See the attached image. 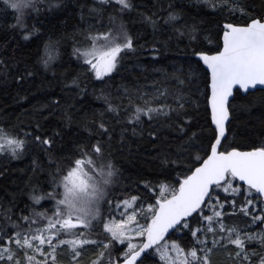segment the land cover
Returning <instances> with one entry per match:
<instances>
[{
	"label": "snow or ice",
	"instance_id": "snow-or-ice-1",
	"mask_svg": "<svg viewBox=\"0 0 264 264\" xmlns=\"http://www.w3.org/2000/svg\"><path fill=\"white\" fill-rule=\"evenodd\" d=\"M37 2L0 0V13L13 15L15 23L10 27L18 30L24 40L37 36L40 31L35 23L31 26L27 23L33 12L40 15ZM61 2L50 4L49 10L59 8ZM203 3L214 11H226L228 17L236 12L249 15V9L240 0H203ZM99 4H111L120 12L133 8L131 0H99ZM99 11L91 9V12ZM257 16L249 15V22L243 25L227 19L219 29L222 36L218 32L214 48L194 46L191 53L194 59L189 61L187 74L173 77L178 85L173 91L157 90L151 100L140 97L142 105H134L129 96L128 107L113 105L107 95L97 97L104 100L106 107L98 116L95 112L92 114L90 123L84 125L87 140L78 142L51 174V190L33 188L29 194L31 205L21 209L19 215L11 210L0 213V264H60L62 255L69 258V264H80L88 248L98 250L91 264H212L211 255L217 248L230 251L236 264H264V228L251 232L225 223V218L231 215L226 211L229 206L233 213L238 209L241 215L250 218L252 225H264V144L247 151L231 144L225 147L233 101L240 95H252L253 90L264 94V16ZM145 19L155 28V20ZM178 19L177 14L169 13L164 23L175 27ZM110 22L115 23V17H110ZM184 28L185 31L179 28L176 31L181 36L187 35L190 43L199 40L194 25L191 28L184 25ZM80 35L84 43L77 41L79 46L73 47L72 54L82 61V71L97 81L110 79L123 55L135 51L133 38L123 25L96 34L88 29ZM59 49V40L49 38L44 42L39 62L46 70L59 58ZM33 75V71L25 68L19 78L24 80ZM193 77L196 90L203 97L208 117L204 127L209 135L193 133L176 145L174 156L171 150L164 154L165 181L171 179V172H177V176L173 183L159 182L158 187L145 182L144 189L151 193L147 202L138 194L115 196L119 170L106 147L114 139L115 125L122 126V137L128 125H132V134L136 135L137 126L145 123L143 118L149 122L159 117L171 121L170 114L175 113L173 123L184 132L190 123L182 119L189 115L182 86ZM78 79H72L77 88L80 87ZM166 95L173 97L175 108L167 103L151 106L158 97ZM46 107L55 116L60 101L53 100ZM71 107L65 108L61 116L69 127L76 122V114L69 110ZM25 135H30L50 157L53 155L54 137ZM149 135L153 140L160 139L154 131ZM26 143L18 135L0 129V152L19 156ZM181 165L187 170L177 171ZM42 201H51V208L38 211L36 206ZM117 212L119 218H116ZM101 224L102 231H97ZM94 232L97 238H93ZM174 233H182L188 243L182 245L171 239ZM253 242L259 244V251L249 250L247 245ZM117 245L123 247L118 249Z\"/></svg>",
	"mask_w": 264,
	"mask_h": 264
},
{
	"label": "trees",
	"instance_id": "trees-1",
	"mask_svg": "<svg viewBox=\"0 0 264 264\" xmlns=\"http://www.w3.org/2000/svg\"><path fill=\"white\" fill-rule=\"evenodd\" d=\"M131 2V10L120 12L118 7L114 9L111 4L100 5L99 0H62L60 7L52 10H49V5L57 3V0H38L36 7L40 9V15L33 12L27 23L29 26L35 23L40 31L29 40L22 39L19 31L10 27L15 23L12 14L0 13V129L27 141L19 156L0 152V213L11 210L19 215L21 209L31 205L29 194L33 188L41 187L44 191L51 189V174L74 151L78 142L87 140L85 123H90L94 112L98 116L100 110L106 107L104 100L97 97L107 95L113 105L128 107L129 96L133 98L134 105H142L143 99L140 97L151 100L157 90L171 92L178 86L174 75L188 72L189 61L194 59L191 56L192 48L216 47L217 34L227 19L244 24L249 21V15L254 18H258L257 14L264 16V0H240L249 9V15L236 12L231 17L227 16L226 11H214L203 0ZM93 8L100 11L91 12ZM169 13L179 16L174 22L175 27L164 23ZM110 17H115V23L110 22ZM146 17L155 20V28L146 21ZM121 25L133 38L135 51L123 55L118 70L112 73L110 79L105 78L101 82L90 78L82 71V61L72 54L73 47L79 46L77 41L81 45L84 43L80 33L91 29L94 34L96 27L105 30L116 29ZM184 25L196 27L198 41L190 43L187 35L181 36L176 31L177 28L185 31ZM49 38L60 41V55L46 70L39 62V57L44 42ZM153 49L158 51L154 52ZM25 68L33 71L34 75L20 80L19 74ZM74 77L79 78V88L72 84ZM199 86L203 90V85ZM196 89L194 77L182 86V93L187 100L185 110L189 114L182 119H188L190 123V127L185 126L184 132H180L173 123L175 113L170 114L171 121L159 117L149 122L146 117L143 118L145 123L137 126L136 135L132 134V125H128L122 137V126L115 125L114 139L110 146L106 145L119 170L115 196L138 194L147 202L151 193L144 189L145 182L157 187L159 182H174L177 172H171V179L165 181L167 173L164 170L167 165L162 163L164 154L171 150L174 156L176 145L193 133L203 137L209 135L204 127L208 117L205 115L203 97ZM262 95L259 91H253L252 95H240L233 101L225 147L231 144L239 149H251L264 144ZM53 100L60 101V109L55 116L50 115L46 107ZM162 103L173 108L177 106L171 95L158 97L151 106L157 107ZM68 106H72L69 110L76 114V122L70 127L61 119L63 110ZM153 131L159 135V140H153L149 135ZM26 133L54 137L56 145L53 155L50 157ZM181 169L187 170L181 165L177 171ZM39 206H36L37 210ZM226 211L231 213L225 218L227 225L239 228L248 226L250 218L241 215L238 209L233 213L231 207L226 206ZM171 239H176L182 245L188 243L182 233L172 234ZM254 246L247 245L248 248ZM122 247L117 245L118 249ZM95 252L93 248L86 249L80 264H89L95 258ZM224 253L225 250L216 249L211 255L212 264H228L230 261L224 259ZM62 263H69L67 256L62 255Z\"/></svg>",
	"mask_w": 264,
	"mask_h": 264
},
{
	"label": "rangeland",
	"instance_id": "rangeland-1",
	"mask_svg": "<svg viewBox=\"0 0 264 264\" xmlns=\"http://www.w3.org/2000/svg\"><path fill=\"white\" fill-rule=\"evenodd\" d=\"M87 27H89V25ZM107 29L108 28H106L105 30H103V29H100V28L96 27V31H95L94 34H96L97 31L106 32ZM116 29H118V28H116ZM45 203H48V204L46 205ZM41 206H42V208H40ZM51 206H52V202L51 201H42L41 202V205L38 207V211H43L44 209L51 208ZM105 217H107V210H105ZM116 218H119L118 212L116 213ZM249 221H250V219H249ZM248 226H249L248 228L244 227V228H240V229H242V230H248V231H251V232H259L261 230V228H264V225H261L259 227L256 226V225H252L251 224V221L249 222ZM97 231H102V224L99 226V228L97 229ZM93 238H97L95 232L93 233ZM209 239H211V238H209ZM250 244L255 245V246L254 247H250L249 250H252V249H255L257 251L260 250L259 244L255 243V242L250 243ZM256 245L258 246L257 248H256ZM118 246H120V245H118ZM217 249H222V248H217ZM95 251H98V250L95 249ZM224 254H225L224 255V259H227L228 261H230L228 264H236V262H235V260L233 258V255L230 254L229 251H225ZM37 258L40 259V257H37ZM68 261H69V258H68ZM62 264H64V263H62ZM65 264H69V263H65ZM89 264H91V262Z\"/></svg>",
	"mask_w": 264,
	"mask_h": 264
},
{
	"label": "water",
	"instance_id": "water-1",
	"mask_svg": "<svg viewBox=\"0 0 264 264\" xmlns=\"http://www.w3.org/2000/svg\"><path fill=\"white\" fill-rule=\"evenodd\" d=\"M249 22V21H248ZM225 23V22H224ZM223 23V24H224ZM238 25H243V24H238ZM222 36V35H221ZM253 91H255V90H253ZM252 149V148H251ZM251 149H240V150H245V151H247V150H251Z\"/></svg>",
	"mask_w": 264,
	"mask_h": 264
}]
</instances>
